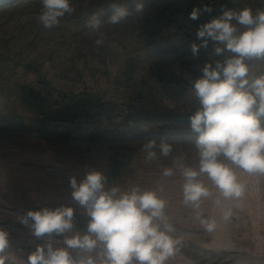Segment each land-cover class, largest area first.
I'll list each match as a JSON object with an SVG mask.
<instances>
[{"label":"rangeland","instance_id":"obj_1","mask_svg":"<svg viewBox=\"0 0 264 264\" xmlns=\"http://www.w3.org/2000/svg\"><path fill=\"white\" fill-rule=\"evenodd\" d=\"M114 2L134 5L72 0L75 12L45 29L38 22L42 0H0V227L12 246L5 253L8 264H25L37 245L64 247L65 238L87 232L88 217L72 200L70 178L79 182L93 169L106 176V190L139 186L167 201L173 235L183 243L167 264H264V238L259 236L257 248L252 238L255 229L264 236V226L253 223L261 211L250 193L251 176L235 169L246 185L238 200L221 197L207 174L198 177L212 193L200 207L203 218L217 222L208 232L183 203L179 166L199 169L189 119L198 107L192 82L202 76L205 62L224 58L214 55L211 41L193 54L191 45L201 43L197 29L219 15L221 6L255 13L264 10V0H143L142 18L113 26L107 19ZM204 5L213 11L189 19L194 7ZM101 9L105 39L98 46L86 21ZM248 63L252 73L264 72V61ZM149 140L172 145V153L165 157L157 148L156 159H146L140 149ZM165 168L174 175L163 176ZM259 188L264 203V175ZM59 206L74 209V227L63 236L36 238L18 220L28 210ZM225 211L231 212L227 220Z\"/></svg>","mask_w":264,"mask_h":264},{"label":"clouds","instance_id":"obj_2","mask_svg":"<svg viewBox=\"0 0 264 264\" xmlns=\"http://www.w3.org/2000/svg\"><path fill=\"white\" fill-rule=\"evenodd\" d=\"M109 7L107 23L113 26L145 14L143 0H134L131 9L115 2ZM212 11L207 5L194 7L189 19L197 20ZM74 12L72 0H42L38 22L52 29ZM102 15L101 9L86 21L87 28L97 33L98 46L105 39L100 31ZM196 38L201 43L191 45L194 55L211 41L214 55L224 58L205 62L202 76L192 82L191 92L198 107L189 119L199 169L179 166L184 178L183 203L192 206L206 231L213 232L216 220L203 218L200 211L202 199L212 193L198 177L207 174L221 197L238 200L245 195L246 185L238 178L236 168L249 176L264 175V72L252 73L248 63L264 61V10L254 13L247 7L237 10L221 6L219 15L199 26ZM157 148L165 157L173 151L172 145H157L154 140L145 142L140 150L146 159L155 160ZM162 174L170 177L174 171L165 168ZM106 181V176L94 169L79 182L70 178L72 200L88 217L87 232L65 238L64 247H54L51 242L37 245L25 264H167L180 252L182 239L173 235L176 229L166 215L165 199L155 190L142 191L139 186L123 192L116 186L106 190ZM230 215L225 211L223 218L227 220ZM18 220L36 238L63 236L74 227V209L42 207L28 210ZM10 248L9 233L0 227V264H8L5 253ZM70 249L77 250L75 256Z\"/></svg>","mask_w":264,"mask_h":264},{"label":"bare ground","instance_id":"obj_3","mask_svg":"<svg viewBox=\"0 0 264 264\" xmlns=\"http://www.w3.org/2000/svg\"><path fill=\"white\" fill-rule=\"evenodd\" d=\"M261 176V175H260ZM241 177V176H240ZM250 193H251V196H252V198H253V201L255 202V204H256V211H258V210H260L261 212L260 213H258V212H255V216H257L254 220H253V223L255 224V225H258V224H260V228H262L263 226H264V221H263V219H264V212H263V208H262V206L264 205V203L262 202V198H261V192H260V188H259V175L258 176H251V178H250ZM246 201V200H245ZM243 203V202H242ZM251 204V203H250ZM254 204V203H253ZM245 206H248V205H245ZM251 206V205H250ZM252 207V206H251ZM253 209V208H252ZM253 212V213H254ZM254 218V217H253ZM2 219V218H1ZM254 225V226H255ZM259 226V225H258ZM258 226H256V227H258ZM255 228V227H254ZM259 228V227H258ZM255 230H258V229H255ZM254 230V233H253V244L255 245V247L257 248V246H259V236H261V237H263L264 238V236L263 235H261L259 232H256ZM18 233V232H17ZM255 233H256V235H255ZM260 237V238H261ZM262 244V243H261ZM264 244V243H263ZM263 244H262V246H263ZM254 247V248H255ZM234 251V250H233ZM238 251V253L240 252H242V250H237ZM230 256H232V255H230ZM241 256V255H240ZM245 257V256H244ZM251 257V256H250ZM233 260V259H232ZM236 260H238V259H236ZM241 260V259H240ZM261 262V261H260ZM262 262H264V261H262ZM260 264V263H259Z\"/></svg>","mask_w":264,"mask_h":264}]
</instances>
